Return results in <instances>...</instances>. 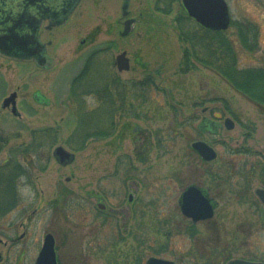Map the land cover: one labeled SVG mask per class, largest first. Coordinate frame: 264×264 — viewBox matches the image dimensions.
<instances>
[{
	"label": "rangeland",
	"instance_id": "rangeland-1",
	"mask_svg": "<svg viewBox=\"0 0 264 264\" xmlns=\"http://www.w3.org/2000/svg\"><path fill=\"white\" fill-rule=\"evenodd\" d=\"M226 1L232 21L252 22L259 31L256 51L239 49L240 67L263 66L264 0ZM119 2L83 0L69 23L44 37L53 42L48 69L0 55V164L10 149L32 141L33 130H58L46 170L34 171L33 184L28 178L16 183L18 204L0 216V238L24 229L30 234L24 264H35L47 233L56 238L61 264H145L152 257L177 264L264 260V206L255 192L264 188V107L193 58L195 68L181 71L190 48L177 29L187 14L182 0L170 13L157 9L158 0H131L138 24L126 38L119 35ZM102 46H111L113 62L123 52L130 58L129 71L114 69L126 95L125 115L110 137L89 139L76 151L67 144L78 127L68 102L71 82L91 50ZM14 92L21 117L2 107ZM96 105L91 96L88 106ZM205 117L222 125L216 141L200 132ZM227 118L234 129L225 128ZM168 129L174 140L159 151L157 132ZM196 141L211 143L218 159L206 164L192 147ZM60 146L75 153L74 163L62 166L54 159ZM249 174L250 185L241 188ZM191 185L206 190L215 205V216L195 228L180 209ZM22 247L8 252L0 245V264H15Z\"/></svg>",
	"mask_w": 264,
	"mask_h": 264
},
{
	"label": "trees",
	"instance_id": "trees-1",
	"mask_svg": "<svg viewBox=\"0 0 264 264\" xmlns=\"http://www.w3.org/2000/svg\"><path fill=\"white\" fill-rule=\"evenodd\" d=\"M174 3L175 0H158L157 9L170 13ZM231 27L236 30L233 35L230 29L220 32L207 30L187 14H182L177 20V29L181 40L188 43L190 48L185 51L181 71L187 73L195 68L191 63L193 58L195 62L222 75L252 102L264 107V65L241 68L238 53L239 49L247 53L258 49V28L252 22L235 21H232ZM102 53L96 51L95 54L88 55L85 66L71 82L68 102L74 106L78 127L67 144L76 151L83 150L89 139L110 137L116 130L117 119L125 115L126 95L123 84L114 73L112 58ZM91 96L97 101L96 107L93 108L88 106ZM172 135L170 129L157 132L159 151L168 150V144L174 140ZM57 136L58 130L55 127L35 129L32 131L30 143L10 149L9 159L0 164V216L7 215L9 209L17 206L16 183L19 179L28 178L33 184L34 171L46 170L51 158L49 152L57 143ZM261 176L264 185V173H261ZM249 177L250 174L241 188H248Z\"/></svg>",
	"mask_w": 264,
	"mask_h": 264
},
{
	"label": "water",
	"instance_id": "water-1",
	"mask_svg": "<svg viewBox=\"0 0 264 264\" xmlns=\"http://www.w3.org/2000/svg\"><path fill=\"white\" fill-rule=\"evenodd\" d=\"M78 0H74L71 9L75 8V4ZM182 3L189 15L193 18L199 25L207 30L211 31H227L231 26V13L230 7L226 0H182ZM130 0H126L123 11L126 16L129 14ZM128 11V12H127ZM20 24L15 19L11 23L9 29L0 30V55L6 58L24 61L25 57H15L16 51H26L27 46L36 45L37 49L35 52L36 56L43 57V45L39 42L38 28H34L32 35L25 36L20 34L19 31ZM131 31L127 28L123 33V36H127ZM47 59V56H46ZM45 61V60H43ZM53 63V59H52ZM46 65V64H44ZM52 64L49 66V68ZM117 68L119 72L129 71L131 68L130 59L127 57V53H122L117 57ZM17 97L16 92L12 93L9 97L5 98L2 107L4 109L11 108L12 113L15 116L21 117V114L17 107ZM206 126V128H205ZM221 124L212 121L210 119H205L203 123L200 124V130H208V134L211 136L213 134L219 133V127ZM225 127L228 130L235 128V122L231 118L225 120ZM192 147L198 152L201 158L206 162L215 161L218 158L217 151L205 141H196L192 144ZM53 156L56 161L67 166L75 161V153L68 151L64 147H57ZM256 194L262 204L264 205V189L258 188ZM180 207L182 214L192 219L193 222H200L212 219L215 216L214 205L211 200L205 195L204 191L198 186H189L183 191L180 199ZM36 264H59L56 252V242L53 235L49 234L44 240L42 250L37 258ZM148 264H175L174 262L165 261L162 259L152 258ZM228 264H257L251 263L243 260L231 261Z\"/></svg>",
	"mask_w": 264,
	"mask_h": 264
},
{
	"label": "flooded vegetation",
	"instance_id": "flooded-vegetation-1",
	"mask_svg": "<svg viewBox=\"0 0 264 264\" xmlns=\"http://www.w3.org/2000/svg\"><path fill=\"white\" fill-rule=\"evenodd\" d=\"M73 1L74 0H0V30L9 29L11 27V23L15 19L20 24V28H19L20 34H23L25 36L32 35L34 32V28L37 27L38 28L37 38H38L39 42L43 45V48H44L43 57L35 55L37 46L32 45V44L27 46L26 51L14 52V55H18L15 57H22L23 58V56H24L25 57L24 62L36 64L38 67H40L42 69H48L49 66L52 64V58L49 55L48 48L50 46H52L53 42H52V40H44V37L47 34L53 33V31L55 29H59L71 21V19L73 18L74 14L76 13L77 9L79 8V6L83 0H78L75 4V8L71 9V5H72ZM119 1H120L119 2L120 7H121V17L118 19V23L121 25V29L119 30V35L121 38H126V37H128L134 33L135 27L138 24V19L132 17V12L130 11V8L128 9L129 14L127 13V15L125 16L124 11H123V7H124L126 0H119ZM130 3H131V0H130ZM127 28L131 31V33L127 36H123V33L125 32V30ZM82 43L85 44L86 42L83 41ZM111 49H112L111 46H102V47L93 48V50H91V52L89 53V56L91 54H95L96 51H100V52H103L102 54H105L108 57H110ZM125 53H127V52H125ZM46 56H47V59H46ZM117 57L114 60V69L117 68ZM43 60H45V61H43ZM44 64H46V65H44ZM117 70H118V68H117ZM119 80H120V78H119ZM205 119H207V118L205 117L202 120V123L204 122ZM215 122H217V121H215ZM217 123H219V122H217ZM224 124H225V122H224ZM205 128H206V126H205ZM220 129H222V125L219 127V130ZM200 132L203 133V135H205L206 137L209 135L208 130L203 129V130H200ZM210 137L213 139V140H211V138H209L210 142L216 141L215 138L217 137V134H213ZM209 144L211 145V143H209ZM8 159H9V157L3 163H5ZM255 160L262 161V159L261 158L259 159L258 157H256ZM3 163H1V164H3ZM205 163L209 164L210 162L205 161ZM254 171H256V170L254 169ZM196 186H198V185H196ZM199 188H201V187H199ZM201 189L204 191L205 195L211 200V202L214 205L213 199L208 195V192L206 190H204L203 188H201ZM262 189H264V188H262ZM15 209H16V207H13V209H9L6 212L7 215L10 214ZM98 209H100L101 211H104L106 209V206L99 203ZM214 209H215V205H214ZM199 223H202V222L201 221L196 222V223L192 222L191 226H194V228H195V226ZM12 226H13V224H10V227H12ZM20 226L23 227V224H20ZM49 234L53 235L52 233H47L44 237V240H45L46 236ZM29 235L30 234L24 229V231H22V233H20L19 236L18 235L17 236H11V237H9V239L8 238L5 239V241L3 240V238H0V245L8 246V249H7L8 252L11 250V248L13 246H18L19 244L23 245L21 251L19 252V254L17 256V259L15 260V264H24V260H25L24 259V256H25L24 255V252H25L24 246H26L25 243L29 240ZM54 238H55V236H54ZM55 242H56V238H55ZM57 258H58V263L61 264V261L59 260V257H58V253H57ZM152 258L162 259L159 257H152ZM152 258L148 259L145 264H148V262ZM162 260L174 262L175 264H177L176 261H174V260H167V259H162ZM235 260H243V261H247V262H251V263L264 264V260H250L247 258H232V257H230V258L227 257V259L225 260L226 261L225 264H228L231 261H235ZM36 261H37V259H36ZM3 262H4L3 255L0 253V263H3ZM140 262H143V259H140ZM35 264H36V262H35Z\"/></svg>",
	"mask_w": 264,
	"mask_h": 264
}]
</instances>
